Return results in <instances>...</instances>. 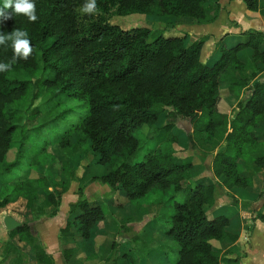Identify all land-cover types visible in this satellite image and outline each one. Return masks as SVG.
Listing matches in <instances>:
<instances>
[{
    "label": "trees",
    "instance_id": "1",
    "mask_svg": "<svg viewBox=\"0 0 264 264\" xmlns=\"http://www.w3.org/2000/svg\"><path fill=\"white\" fill-rule=\"evenodd\" d=\"M84 2L35 0V22L22 14L5 18L10 10L0 16V33L24 30L33 49L27 60H14L10 42L0 45V63L12 65L0 72V208L16 197L23 198L28 209L56 208L71 182H79L70 218L59 230V238L67 239L63 264H69L78 245L75 234L80 240L90 238L104 211L90 204L84 179L68 160L61 163L63 180L55 184L60 192L49 189L50 173L29 176L33 167L43 164L48 148L56 146L69 156H93L91 163L110 170L92 174L88 183L107 185L110 194L123 195L140 207V199L155 189L182 192L190 187L195 164L180 160L178 138L171 131L175 119L187 120L191 145L195 142L205 156L218 148L212 170L221 184L200 181L189 188L186 200L174 203L164 232L178 245L173 264H220L221 242L238 237L228 231V216L209 217L207 208L218 186L251 185V179L241 175L238 160L264 167L263 156L253 157L263 146L264 81L254 80L264 70V31L247 29L240 34L242 40L229 47L224 38L212 42L207 37L186 45L187 34L181 31L165 36L147 27L124 29L111 19L140 13L204 24L217 18L213 5L218 0H97L95 15L81 14ZM243 2L251 11L259 8V0ZM217 47L220 56L209 65L208 56ZM227 97L236 101L231 116L219 108ZM164 112L166 122L159 127ZM69 116L73 122L59 133L58 123ZM203 117L207 122L197 125ZM160 129L167 130L165 138H154ZM139 130L161 145L132 163L125 159L140 148L135 136ZM13 144L15 155L8 160ZM257 218L264 222V213ZM11 241L30 242L38 264H56L35 244L29 224L8 230L5 256Z\"/></svg>",
    "mask_w": 264,
    "mask_h": 264
},
{
    "label": "rangeland",
    "instance_id": "2",
    "mask_svg": "<svg viewBox=\"0 0 264 264\" xmlns=\"http://www.w3.org/2000/svg\"><path fill=\"white\" fill-rule=\"evenodd\" d=\"M183 18L186 17L132 13L125 16H115L111 19V22L120 25L124 29L132 27H147L151 31H164L163 34L168 36L175 33L176 30L174 25L178 21L183 20ZM187 37L188 38L185 42L186 45L190 43L188 34ZM239 40L242 39L240 38ZM237 41L238 40H232L231 37H227L224 39V44L229 47L234 45ZM219 56L220 51L217 47L216 49H213V52L209 57L211 58L209 60V65H212L213 61ZM235 108L236 107H234L233 110ZM232 113L230 115H232ZM165 115L166 112L160 115L157 121V126L160 127L166 122ZM73 120L74 116H69L66 120L59 122V133L68 127ZM206 122L207 119L203 117L199 120L197 125L201 126ZM165 130L166 129H160L154 138L164 139ZM190 130L191 124L187 120L175 119L173 121L171 131L178 138V144L176 146L177 155L182 162H196L194 168H197V172L202 171L203 173L204 171L203 174L208 175L207 171L210 168L211 160L209 161L208 159V162L205 160L207 156L203 154L201 147L195 142L192 145L190 144L188 139V132H190ZM135 136L140 141V148L125 159L129 162L135 163L144 160L145 155L149 151L161 145L156 142L152 135H148L145 130L136 131ZM15 151L16 144H13L8 153V160L14 158ZM92 158L93 156L90 155L82 157L81 154L69 156L65 151L58 147L50 146L44 157L43 164L33 167L28 174L31 177H39L50 173L49 177L52 185L49 189L54 192H60L61 188L55 186V184H59L63 180L64 174L61 170V163L68 160L70 165L75 168L77 176L84 179L83 184L85 185V195L89 202L92 205L102 206L104 211V220L99 223V225L95 226V232L98 236L97 241L95 237L93 241H96L95 246H98V249L96 247L93 250L94 252L92 251L88 254V260H90L89 262L91 264H173L178 257V245L175 241L169 238L164 231L169 227V218L170 214L173 212L174 203L186 200L189 196V188L195 186L197 183L196 180L194 181L193 179L189 185L190 187L182 192H173L172 189L162 192L159 189H155L140 199V207H135L133 204L129 203L125 196L122 195L121 200L125 204V206H123L122 202L119 201V197L116 194H110V189H107L105 185L99 184L98 182L88 183V179L92 174L99 175L110 170L108 166L91 163ZM199 162H201V164ZM23 174H25V172H23L22 175ZM204 177L207 178L208 176ZM201 181H205V179H202ZM73 182H75V185H73V188H75L74 193L78 198L77 190L79 182ZM73 182H71L70 185H72ZM65 193L62 194L60 205L56 208L51 206L48 208H42L43 210H41L39 205H37L33 210L28 209L25 206V200L19 197H16L15 200L7 206L0 208V244L8 239L7 232L9 229L4 223V218L6 216H11L21 224H29L30 233L33 236V240H35V244L43 247V239H52L55 236L54 230L51 229L53 227L51 225V228L46 227L45 224L52 221L51 218L62 210L61 205L65 203ZM39 196L43 198L44 194L40 192ZM117 205L122 206V208L117 207ZM226 210L228 212L225 210L212 212L207 209V213L210 215L209 217L221 214L229 217L230 213H232V209L227 208ZM22 242L31 246L30 242ZM25 244H19L18 247H23ZM81 252L84 254L86 251L82 250ZM24 253L25 252H23V254ZM59 256V259L61 260L60 263L63 264L62 249L60 250ZM223 256L224 253L223 255L221 254L220 264L226 263ZM15 257L16 254H10L7 259L0 260V264H9L10 260L13 261ZM80 263L87 264V261H84L83 259ZM29 264L35 263L29 261Z\"/></svg>",
    "mask_w": 264,
    "mask_h": 264
},
{
    "label": "crops",
    "instance_id": "3",
    "mask_svg": "<svg viewBox=\"0 0 264 264\" xmlns=\"http://www.w3.org/2000/svg\"><path fill=\"white\" fill-rule=\"evenodd\" d=\"M213 10L217 14V18L213 22L198 24L191 18L186 17L178 21L174 25V28L176 31L187 33L190 43L200 37H207V41L212 42H217L221 38L226 39L228 36L231 37L232 40H238L241 38L240 34L247 29L264 31V0H259V8L256 11L249 10L243 0H218V2L213 5ZM209 57L210 55L208 56V60L211 59ZM258 66H260V63H258ZM254 81H264V70L257 74ZM243 96L244 93L242 92L240 98ZM235 105L236 101H232L227 97L225 106H220L219 108L221 111L231 116L230 114L233 108L236 107ZM261 127L264 129V124H262ZM260 142L263 143V146L253 153V157H264V134L260 136ZM217 149L218 148H216V150ZM216 150L212 154L207 155L205 159L206 161L208 159L209 161L211 160L210 168L207 171L208 175H204V171L203 173L202 171L197 172V168H194L192 171L194 181L200 182L202 179H205V181L202 182H217L221 184V181L214 175L212 170V159L214 158L213 156ZM193 163L196 164V162ZM199 163L201 164V162ZM238 163L240 165L241 175L251 178V185L239 189H227L218 186L215 201L213 205L207 209L212 212L217 210H225L228 212L226 210L227 208L232 209V213H230L229 216L228 231L237 235L238 239L235 242H221V254L223 255L224 253L223 257L226 261L224 264H264V222L257 218L260 214L264 213V167H257L250 161L245 163L244 160H238ZM204 176L208 177L206 178ZM74 183L75 182L70 185L69 190L64 194L65 203L61 205L62 210H60V212L58 211L59 213L57 212L58 214L51 218L52 221L45 224L46 227L51 228L50 225L53 227L51 229L54 230L55 236L52 239H43V248L53 257L56 264H61V260L59 259L60 250L62 249V245L67 241V239L59 238V230L65 226L70 218L69 205L77 200V196L74 193L75 188H73V185H75ZM105 187L109 189L107 185H105ZM121 197L122 196L119 197V201L125 206ZM95 229V227L92 229L90 238L85 240H80L79 235L75 234V240L78 242V245L74 249L69 264L71 261H73L71 264H81L80 262L83 259L87 261V264H91L89 262L90 260H88V254L91 253L94 248L97 247L98 249V246H95L98 236ZM94 237L96 241H93ZM7 240L0 244V260L7 259L10 254H16L14 260H10L9 264H29V261L38 264L32 256L33 253L30 246L19 241H11L10 244L12 245V249L7 256H5L4 244ZM19 244L25 245L23 247H18ZM82 250L86 252L82 254ZM23 252L25 253L23 254ZM230 259H236V262H229Z\"/></svg>",
    "mask_w": 264,
    "mask_h": 264
},
{
    "label": "clouds",
    "instance_id": "4",
    "mask_svg": "<svg viewBox=\"0 0 264 264\" xmlns=\"http://www.w3.org/2000/svg\"><path fill=\"white\" fill-rule=\"evenodd\" d=\"M6 10H10V13L5 18L22 14L29 22H35L38 19L35 0H0V16H4ZM96 10L97 0H85L80 8L82 15H95ZM8 42H10L14 60H27L32 53L28 33L24 30L0 33V45H6ZM11 67L10 63H0V72L9 70Z\"/></svg>",
    "mask_w": 264,
    "mask_h": 264
},
{
    "label": "water",
    "instance_id": "5",
    "mask_svg": "<svg viewBox=\"0 0 264 264\" xmlns=\"http://www.w3.org/2000/svg\"><path fill=\"white\" fill-rule=\"evenodd\" d=\"M4 223L6 225V227L10 230V229H14L17 226H20V223L17 222L15 219H13L10 216L5 217L4 219Z\"/></svg>",
    "mask_w": 264,
    "mask_h": 264
}]
</instances>
